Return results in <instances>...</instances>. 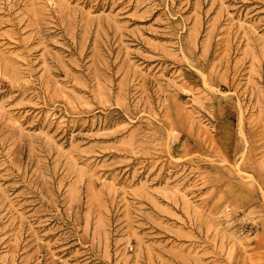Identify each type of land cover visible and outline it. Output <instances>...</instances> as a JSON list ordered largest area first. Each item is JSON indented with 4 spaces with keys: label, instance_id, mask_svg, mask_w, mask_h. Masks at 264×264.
Returning <instances> with one entry per match:
<instances>
[{
    "label": "rangeland",
    "instance_id": "374dc122",
    "mask_svg": "<svg viewBox=\"0 0 264 264\" xmlns=\"http://www.w3.org/2000/svg\"><path fill=\"white\" fill-rule=\"evenodd\" d=\"M0 264H264V0H0Z\"/></svg>",
    "mask_w": 264,
    "mask_h": 264
}]
</instances>
